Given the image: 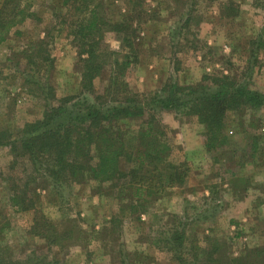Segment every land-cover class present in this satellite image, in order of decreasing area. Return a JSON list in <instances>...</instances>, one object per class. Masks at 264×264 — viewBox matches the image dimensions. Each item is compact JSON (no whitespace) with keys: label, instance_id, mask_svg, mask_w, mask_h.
<instances>
[{"label":"rangeland","instance_id":"rangeland-1","mask_svg":"<svg viewBox=\"0 0 264 264\" xmlns=\"http://www.w3.org/2000/svg\"><path fill=\"white\" fill-rule=\"evenodd\" d=\"M26 1L31 15L18 22L0 44V128H8L13 135L25 122L41 117L44 112V94L25 83V72L41 80L48 78L57 100L78 94L81 89L80 63L68 27L71 11L64 5L65 0ZM98 1L112 20H120L132 11L140 28L136 41L138 61L167 57L173 67H189L196 72V79L189 84L200 82L207 75L228 73L246 81L250 89L264 91V0H141L140 4L135 0L134 10L133 0ZM2 3L0 0V7ZM188 16L191 20L184 24ZM222 17L228 18L222 22H227L232 31L224 39H215L214 46L209 45L204 36L205 26L209 22H220L222 26ZM41 38L54 58L50 72H37L22 55L31 42ZM222 42L232 44L234 53L231 49L223 52ZM105 43L113 50H120L112 32L106 33ZM258 43L262 47L256 48L251 57L250 50ZM243 52L242 59L233 58ZM118 55L122 53L119 51ZM135 65L126 72L127 82ZM110 71L111 66L106 65L93 80L98 93L108 84ZM177 77L173 71L147 92L159 91L168 82L178 81ZM158 115L171 146L170 159L187 162L189 172L193 171L192 162L182 160V155L184 147L192 144L193 133L201 140L202 125L197 131L200 123L193 115L170 111ZM140 123L141 120H128L117 124L127 132L126 141L130 145L136 144L135 129ZM225 124L232 145L212 151L203 146L207 152L206 169L212 179L209 194L186 197L184 189H177L166 202L155 201L147 207V213L141 214L131 213L128 201L122 203L114 196L117 189L111 183L108 187L111 193L102 190L96 181L80 191L75 189L78 184H71L58 188V192L46 176L29 184L35 210L20 211L10 201L15 191L12 183L22 185L21 172L28 168V162L18 159L11 168L13 157L9 148H0V252L23 262L28 257L47 256L61 264H67V259L69 264H121V259L132 262L130 258L139 260L137 264H178L164 249L163 238L170 235L167 232L171 228L182 226L186 237L183 248L187 250L196 240L203 250L207 249L212 237L221 245L224 242L233 255H245L248 248L264 246V105L256 110L228 111ZM184 125L188 129L189 145L185 143ZM118 129L115 127L114 131ZM252 135L257 137V145L255 154L249 157L245 148L249 147ZM121 167L127 168V164L121 161ZM230 201L236 204L235 201H242L236 207L237 218L231 217L229 207L225 206ZM39 216L49 219L60 231L81 229L80 241L74 237L60 248L33 235V219ZM208 236L212 237L208 239ZM198 264L203 263L200 260Z\"/></svg>","mask_w":264,"mask_h":264},{"label":"trees","instance_id":"trees-1","mask_svg":"<svg viewBox=\"0 0 264 264\" xmlns=\"http://www.w3.org/2000/svg\"><path fill=\"white\" fill-rule=\"evenodd\" d=\"M64 2L71 11L68 27L80 63L81 89L78 94L57 100L55 88L48 78L41 80L25 72V83L34 85L44 94V112L41 117L25 122L16 135L8 128H0V148L8 147L13 157L10 167L18 159L28 162V168L21 172L24 176V181L20 180L22 185L12 183L15 191L10 196L11 204L20 211L35 210L29 184L46 176L58 192V188L95 180L102 190L111 193L108 188L111 183L117 189L113 195L122 203L127 200L131 213H147V207L153 202L167 195L172 187L182 185L190 171L187 162L170 159L171 146L158 113L170 111L196 116L203 127V146L207 151L217 150L232 145L225 132L227 112L260 108L264 105V91L250 89L246 81L221 73L207 75L194 84L182 85L173 80L156 92H136L125 78L128 68L135 65L139 57L136 41L140 28L132 11L120 20H112L105 15L103 4L98 0ZM132 7L133 10L136 7L135 0ZM30 15L26 0H3L0 44L6 41L18 22ZM190 20L188 16L184 24ZM108 32L115 34L120 50H113L105 43ZM45 43L44 38L38 39L22 52L37 72H50L54 65V58ZM260 47L262 44L258 43L250 50L251 57ZM119 51L122 55H118ZM106 65L111 66L108 84L98 93L93 80ZM52 101L56 103L52 104ZM121 119L141 120L136 130V144L130 145L126 141L127 132L117 125ZM115 127L119 128L117 132ZM251 137L249 147L245 148V155L249 157L255 154L257 145V137ZM121 161L127 168L121 167ZM137 207L141 209L137 210ZM31 229L33 235L60 248L74 237L80 241L83 233L81 229L60 231L44 216L35 217ZM167 233L170 235L163 238L164 249L178 264H198L200 260L203 264H264V246L248 248L245 255H233L224 242L220 241L221 245L215 242L216 238L208 236V239L213 238L209 241L212 246L203 250L196 240V244L187 250L183 248L186 239L183 226L171 228ZM128 263L134 264L129 260ZM128 263L121 259V264ZM0 264L61 263L47 256L28 257L23 262L0 252Z\"/></svg>","mask_w":264,"mask_h":264},{"label":"crops","instance_id":"crops-1","mask_svg":"<svg viewBox=\"0 0 264 264\" xmlns=\"http://www.w3.org/2000/svg\"><path fill=\"white\" fill-rule=\"evenodd\" d=\"M220 19H221V22L224 20H228V18L223 19V17ZM222 23H224L222 26H221L220 22L219 23L218 22H216V23L215 22H209L206 24L205 30H204V36H205L206 41L209 45L214 46V44H216L215 39H219V38L224 39V36H227L229 34V32L232 31L231 27L228 24H226L227 22H222ZM218 24H219V27H218ZM223 47H224L222 49L223 52H226L229 49H231V53H234V51H235V49L233 48L234 46L232 44L225 45L223 43ZM243 57H244V52L243 53H237L235 55V57H233V58L235 60H237V59H242ZM133 71L135 74L133 72H131V75L128 78V83H129L130 87L134 91H137V92L138 91L139 92L150 91L151 89H153L156 86L155 84L157 82L163 81L167 77V75L173 71L177 72V75H178V77H177L178 81H176V80H174V81H176L179 84L188 85L189 82L192 81V79L193 80L196 79V72L191 70V68H189V67H186V68L182 67L181 69L175 68V67H173V63L167 57H162V58L147 57L145 59H141L137 62ZM191 84H194V83H191ZM193 119H197V118L194 116ZM128 120H130V121L138 120L139 121L140 119H121L118 122L128 121ZM118 122H117V124H118ZM197 123H199V122H197ZM200 125L201 124H197V131L199 129H201ZM137 129L138 128H136L135 130H137ZM187 132H188V129L184 125L183 135H184V139H185L186 144H188L187 140L189 139L187 136ZM191 140H192V144L191 145L188 144L189 146L184 147L182 160L192 162L194 170L188 173V176L182 185H177V186L172 187L169 190V193L167 195H165L164 197H162L161 199H159L158 202L165 200V199H168V198L170 199V195H172L173 191H176L177 189H180V190L184 189V195L186 197L187 196L189 197L195 193H204V195L209 194L208 188H209V185H210L212 179L210 176V172H208V170L206 169V166H208L207 159H206V153L207 152L203 147L202 141L199 140L198 135L196 136L193 133V138ZM172 156H173V154H172ZM92 181L95 182V180H89L87 182L78 184L75 186V189L78 191L83 190L89 184V182H92ZM102 186H104V184ZM101 192H104V191H101ZM247 200H248V198H247ZM117 201H118V199H117ZM166 201L167 200H165V202ZM235 202H237V204L234 203L233 201L227 202V203H225V206L227 204V206L229 207L228 210L231 211L230 216L237 218L238 215L236 213V210L238 208H236V207L242 201L241 202L235 201ZM209 225L211 227H214L217 224H214V225L209 224ZM129 255L131 256V254H129ZM144 255H146V254L141 253V256H144ZM130 260L134 264H137V262L139 261L135 258H130ZM67 264H69L68 259H67Z\"/></svg>","mask_w":264,"mask_h":264}]
</instances>
